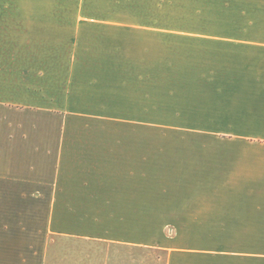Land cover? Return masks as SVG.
I'll use <instances>...</instances> for the list:
<instances>
[{
    "label": "rangeland",
    "instance_id": "374dc122",
    "mask_svg": "<svg viewBox=\"0 0 264 264\" xmlns=\"http://www.w3.org/2000/svg\"><path fill=\"white\" fill-rule=\"evenodd\" d=\"M198 2L0 0L4 79H16L19 99L34 98L27 83L45 90L68 117L64 132L89 139L75 145L116 163L99 205L52 206L68 232L52 234V264H251L264 253V239L246 236L263 223L203 215L220 195L236 201L216 189L220 151L255 148L240 136L264 127L226 124L213 45L197 38L226 29L218 7Z\"/></svg>",
    "mask_w": 264,
    "mask_h": 264
},
{
    "label": "crops",
    "instance_id": "0c3cea01",
    "mask_svg": "<svg viewBox=\"0 0 264 264\" xmlns=\"http://www.w3.org/2000/svg\"><path fill=\"white\" fill-rule=\"evenodd\" d=\"M198 4L203 9L218 7L219 26L226 29L224 34L197 37L213 45L209 49L216 62L211 71L220 77L214 91L233 108V113L226 115V124L263 129L264 0H200ZM3 12L0 4V30ZM4 83L10 85L6 98ZM18 85L12 77L4 79L0 56V264H52V234H68L65 220L56 219L52 206L99 205L98 191L108 190L114 182L116 163L114 156L102 157L104 152L75 145L89 139L64 132L68 117L53 110L60 107L57 99H50L45 90L40 93L30 83L26 96L34 98L19 99ZM63 102L68 107L72 100ZM262 132L253 139L248 134L240 136L250 140L253 149L220 151L222 172L216 189L236 191V201L222 203L220 195L218 203L209 201L204 207V216L218 211L235 213L238 221L264 224V129ZM125 163H130L129 158L125 157ZM139 186L135 189H142ZM54 222L57 229L52 228ZM241 232L238 230L236 237L243 236ZM247 232L250 238L264 239V228ZM62 259L66 260L61 258L59 264H64ZM251 264H264V253H254Z\"/></svg>",
    "mask_w": 264,
    "mask_h": 264
}]
</instances>
